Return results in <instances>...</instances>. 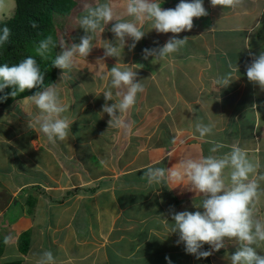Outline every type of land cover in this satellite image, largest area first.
Returning a JSON list of instances; mask_svg holds the SVG:
<instances>
[{
    "label": "crops",
    "instance_id": "obj_1",
    "mask_svg": "<svg viewBox=\"0 0 264 264\" xmlns=\"http://www.w3.org/2000/svg\"><path fill=\"white\" fill-rule=\"evenodd\" d=\"M159 3L165 5L163 9H174L180 0ZM203 6L208 15L193 18L190 31L158 33L150 30L151 22L145 20L138 26L146 33L134 49L129 50L133 41L126 37L119 63L143 65L137 72L144 91L138 93L137 103L126 114L132 123L131 132L109 127L110 117L101 113L105 104L103 91L110 86V78L103 77L118 62L115 57H104L101 40L97 52L91 51L88 63L81 68L85 69V80L83 72L78 71V78L73 79L74 67L65 80L68 90H62L64 83L59 85L62 102L74 112L80 111L76 115L68 114L69 110L63 114L74 121L68 139L50 142L38 125L19 131L3 128L0 178L9 197L0 202L4 206L0 209V227L5 224L4 216L19 202L12 225L21 253L20 236L29 230L26 254L35 250L39 259L50 250L55 264H169L166 257L171 264H231L225 254L237 251L236 241H227L209 257L197 259L186 253L183 243L177 244L178 232L170 233L173 212L203 211L194 206L201 203L202 194L190 181L166 178L160 184L148 185L142 178L150 166L170 169L178 167L180 160L209 155L213 146L209 140L225 145L215 153L217 156L239 143L250 158L259 161L258 171L264 174V99L257 97L264 89L246 75L247 67L264 51V0H240L235 7L213 6L211 0H203ZM113 9L116 20L134 19L125 9L119 13L114 6ZM111 28L109 35L114 39ZM173 36L188 37V42L165 58L144 59L145 48L158 49ZM230 64L237 65L239 72L233 74L228 87L220 88L215 80L230 72ZM93 81L97 82L99 94H94ZM76 88L88 97L77 102L80 98L75 95ZM64 91L68 97L71 92L75 99L61 96ZM223 94L227 97L222 99ZM23 103L29 106L31 101L26 98ZM213 103L226 107L228 113L216 122L217 118L209 117V112L214 111ZM88 106L91 110L86 115L83 107ZM31 108L39 112L37 107ZM167 109H173L178 116L188 109L196 110L191 116L192 124L211 120L216 125L213 134L200 139L192 124L188 123L190 130L186 128L183 117L167 123L163 120ZM240 113L250 117L240 120ZM82 115L87 119L83 128L82 118L78 119ZM28 139L32 143L38 139L44 147L35 149ZM27 167H33L40 176H30ZM257 209V218L264 220V195ZM201 250L212 251L208 244ZM260 250H264V242L259 243L257 252Z\"/></svg>",
    "mask_w": 264,
    "mask_h": 264
},
{
    "label": "clouds",
    "instance_id": "obj_2",
    "mask_svg": "<svg viewBox=\"0 0 264 264\" xmlns=\"http://www.w3.org/2000/svg\"><path fill=\"white\" fill-rule=\"evenodd\" d=\"M124 4V1L121 0ZM240 0H211L213 6L235 7ZM85 15L79 18L80 28L84 35L80 42L68 45L65 40L59 44L51 34L41 39L35 51L41 58H47L52 49L57 46L59 53L52 61V66L62 71L61 80L68 77V73L76 67L77 57H87L94 48L93 39L97 32H104L105 25L114 21V9L110 2L97 4L95 7L84 4ZM126 14L133 17L132 20H116L111 32L116 37V43L104 41V57L117 58V64L107 70L104 79L110 78V86L103 91L105 104L102 106V114L110 117L109 127L123 129L131 132L132 123L126 119V114L137 103L138 93L144 91L141 80H137V70L141 64H120L123 55L126 37L132 39L129 50L135 48L145 35L138 26L145 20L151 22V29L158 33L179 34L190 31L193 27V18L207 16L203 6V0H180L174 9H163L159 0H128ZM33 29L39 27L36 21H30ZM11 29L4 26L0 29V45L8 42ZM188 42V37L182 39L173 36L158 49L143 50L144 59L149 56L165 58L178 52ZM101 61V60H98ZM107 69V66L104 64ZM230 72L217 77L215 84L220 88H226L232 83L233 74L239 72L238 66L229 65ZM247 78L250 82L258 84L264 89V51L247 67ZM45 72L41 71L37 60L28 56L18 64L9 66L7 63L0 66V91L7 87H13L10 93L12 97L23 93L26 89L31 90L40 87L34 95L27 97L38 109L39 114L35 117L29 128L36 125L44 133L50 142L64 141L71 133L73 120L64 116L68 107L60 98L59 85L50 83L44 86ZM115 90V91H114ZM119 97V99H116ZM108 101H114L109 105ZM215 123L211 120L204 123L197 120L194 125L195 132L200 139H205L213 134ZM103 135V134H102ZM213 146L209 149L210 154L199 158H186L180 160L177 166L170 169L161 167H148L143 173L148 185L160 184L166 178H175L190 181L192 187L202 196L201 203L194 205L195 212H173L171 219L174 221L170 233H179L177 244L183 243L185 251L194 255L197 259L207 258L213 251H219L225 247L227 241L234 240L238 243L237 251L231 255V264H264V255L257 252L260 242H264V220L257 218V204L261 195H264V174L259 173L261 167L258 160L249 157L246 149L239 143H234L231 150L221 156L215 155L225 145L215 140L208 141ZM227 170V174H226ZM11 237H5V243ZM204 244H208L212 251H202ZM166 260L171 261L168 257ZM36 264H55L51 251H44Z\"/></svg>",
    "mask_w": 264,
    "mask_h": 264
},
{
    "label": "rangeland",
    "instance_id": "obj_3",
    "mask_svg": "<svg viewBox=\"0 0 264 264\" xmlns=\"http://www.w3.org/2000/svg\"><path fill=\"white\" fill-rule=\"evenodd\" d=\"M77 1H78L77 6L74 8V10L72 11V13L69 16H62V15L55 16L59 42L61 40H65V42L68 45H71L73 43L78 44V42H80V37H82L85 34L83 29L80 28V25L78 22L79 18L86 14L84 11L83 5L89 4L93 7H95L97 4L101 3V0H77ZM123 1H124V4L121 2V0H108L107 2H110L111 5L114 6L115 9L118 10L117 13H119L120 11H122V9L126 10L128 0H123ZM15 7H16L15 0H0V17L3 19L11 17L14 14ZM115 17H116V13L114 15V18ZM119 19L122 20V17H120ZM115 20H116V18H115ZM108 25H109V27H112L113 23L109 22ZM109 33H110V31L108 30V27L105 25L104 32H102V33L97 32L96 34H94V39H93L94 48L96 45L97 46H96L95 50H92L93 52H97V50L99 48V46L97 44L98 40H101L103 42V44H104V41H110L114 44V42L116 41V38H114V39L110 38ZM86 58L87 57H85V58L77 57L76 72H75L76 76H73V79L76 80L78 78V74H77L78 72L79 73L83 72V78L85 80V76H84L85 69H81V68H82V66H85L88 63L87 62L88 59H86ZM137 64H140V63H137ZM170 70H173V69H170ZM62 71L63 70L60 69V72H59L60 75L58 74V78H57L58 79L57 80L58 85L62 86L64 83L62 90H68V87L65 83L66 78L61 80ZM174 71H172V72H174ZM139 78H140V76L138 75L137 80ZM91 79H94V78H91ZM168 81H171V78H168ZM69 90L72 92V88ZM97 90H99V87H97V82L93 81L94 94H99L100 91L97 92ZM93 91H92V94H93ZM71 92H69V97L67 95H65V91L62 92L61 96L65 97V98H70L71 100H74L75 98ZM75 95H77L76 97L80 98V100H78V101L76 100L77 102H80L81 99L83 101L84 99H86L88 97V94H87V96H85L82 93V90H80V88H79V90L76 88ZM215 96L217 97V95H215ZM221 97L223 99V98H226L227 96L225 94H223V95H221ZM257 97L260 100H263L264 99V90H262L261 92L259 90V92L257 93ZM65 98H64V100H65ZM17 107H20L22 111L19 112ZM31 107L35 108L36 106L32 102L30 103L29 106H27L23 102L20 103L19 101H16L14 103L13 108H11V109H4V108L0 107V137L2 136L1 131H5L4 129H6L7 127L14 129L15 131H19L17 129L29 127V124L33 123L35 120V117L39 114L38 111L33 110V108H31ZM213 107H214V111L212 113L209 111L208 112L210 113V115H209L210 118H217L214 120L215 122H216V120L218 121V120H220L221 117H225V115L228 114L227 109H225L226 107L222 106L221 104H214L213 103ZM83 108H84V110L87 111L86 115H88L89 114L88 111L91 110V106L83 107ZM173 109H167L166 110V113H164L165 116H164L163 120L166 121L167 123H171L172 119L176 120V118H182L183 117L181 119V121L184 120V125L188 126L186 128L190 130L189 124L191 125L193 123L191 121L192 120L191 116H194V114L196 113V110L188 109V111L187 110L183 111V114H182L183 116L182 115L178 116ZM68 110H69L68 114H70V115H76V112H80L79 110L74 112V109H70V108H68ZM240 114H242V113H240ZM231 115L234 116L233 111L231 112ZM248 117H250L248 114H242V117H240V120H244L245 118H248ZM81 118H82V122H83V125H82V128H83L86 124L87 119L84 118V115L80 116L78 119H81ZM223 123H225V122H223ZM227 124H228L227 122H226V124H224V128ZM89 126L90 125H88V127ZM91 126L96 127V124H92ZM34 127H37V125ZM82 128L79 125L78 131H81ZM98 128H100V127H98ZM192 128H193V131H195L194 125L192 126ZM167 131H169L168 133H170V131H171L169 126L167 128ZM82 133L84 134V131H82ZM196 135L199 136V134H196ZM39 142H40V140L35 139V141H33V143H32L31 139H28L29 144L31 143L34 146L36 145L35 149H39L41 147H44V145H43L44 143L42 142V144H39ZM4 143L5 142H3V143L0 142V144H4ZM3 148H5V147L3 146ZM42 150H44V149H42ZM5 152H7V151H5ZM27 168H29L28 172H29L30 176H40V174L38 172L33 170V167H31V168L27 167ZM2 180L3 179L0 178V202L5 201V199H8V197H9V192H7L8 191L7 188H5V186L3 184H1ZM12 195H14V194H12ZM31 202H32V204H34V200ZM19 205H20V203L18 202L16 208H11L9 210L8 216H4V219H6L5 224L3 223L4 225L2 227H0V262L10 261V260H23V264H28L29 262H33V263L35 262L36 263L38 260L36 258L38 254L35 252V250H32L31 253H29V254L28 253L26 254L23 252L21 253L19 251V245L17 243L16 235L14 236V233H13L14 229H13L12 224L17 219V215H18L17 213L19 211V208H17V207ZM2 208H4V206H0V209H2ZM5 237H11L10 241L7 244L5 243ZM20 240L21 239H19V242H20ZM258 254L264 255V250H260L258 252ZM231 255H233V254H231V253L225 254L226 259L230 260ZM224 264H226V263H224Z\"/></svg>",
    "mask_w": 264,
    "mask_h": 264
},
{
    "label": "trees",
    "instance_id": "obj_4",
    "mask_svg": "<svg viewBox=\"0 0 264 264\" xmlns=\"http://www.w3.org/2000/svg\"><path fill=\"white\" fill-rule=\"evenodd\" d=\"M108 0H101L106 3ZM16 7L14 14L8 18L0 17V29L7 26L11 29V35L8 42L0 45V66L7 63L9 66L18 64L22 59L28 56L34 57L40 65L41 71L45 72L44 86L50 83L58 84L59 68L52 66V61L59 53L57 46L47 55V58H41L37 55L35 49L41 39L51 34L54 40L59 44L57 24L55 16H69L77 6V0H15ZM165 7V5L161 6ZM30 21H36L38 28L33 29ZM108 25V24H107ZM106 25V26H107ZM110 28L109 25L107 26ZM60 75V74H59ZM13 87H7L0 91V107L11 109L16 101L24 102L27 97L34 95L37 91L42 90L40 87L31 90L26 89L23 93H18L12 97L10 93ZM21 112V108L17 107ZM4 132L5 131H1ZM3 136V135H2ZM35 204V200H34ZM6 220V219H4ZM20 250L24 253L28 252L30 245V231L23 232L20 236ZM0 264H23L22 260H10L0 262Z\"/></svg>",
    "mask_w": 264,
    "mask_h": 264
}]
</instances>
